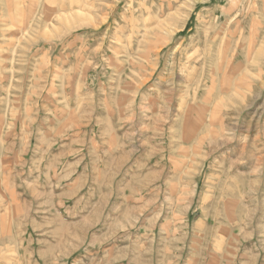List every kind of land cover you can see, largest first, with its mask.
Wrapping results in <instances>:
<instances>
[{
	"label": "rangeland",
	"instance_id": "rangeland-1",
	"mask_svg": "<svg viewBox=\"0 0 264 264\" xmlns=\"http://www.w3.org/2000/svg\"><path fill=\"white\" fill-rule=\"evenodd\" d=\"M0 264H264V0H0Z\"/></svg>",
	"mask_w": 264,
	"mask_h": 264
}]
</instances>
